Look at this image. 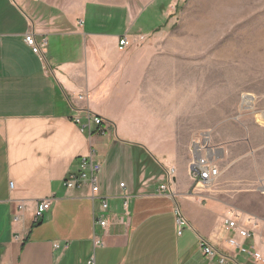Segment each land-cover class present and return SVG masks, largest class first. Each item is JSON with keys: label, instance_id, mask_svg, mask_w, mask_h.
<instances>
[{"label": "crops", "instance_id": "1", "mask_svg": "<svg viewBox=\"0 0 264 264\" xmlns=\"http://www.w3.org/2000/svg\"><path fill=\"white\" fill-rule=\"evenodd\" d=\"M159 5L150 8L153 18L164 8ZM143 13L123 19L101 0H0V264H256L224 240L221 222L231 213L254 232L246 243L264 255L254 231L264 233V153L254 149L255 158L243 162L241 147L261 130L246 116L218 125L216 118L187 120L185 107L201 104L198 93L218 88L210 72H195L202 63L190 60L201 53L185 48V36L177 49L166 41L160 49L164 43L148 39L153 23L146 36L133 31ZM29 32L43 60L25 42ZM124 34L145 38L120 50ZM88 114L103 121L81 131L72 118L86 122ZM263 114L256 117L264 124ZM199 137L216 150L219 175L195 194L189 164ZM91 150L108 203L104 228L93 225L98 203L88 190L63 185ZM161 184L169 195L159 194ZM46 199L49 210L34 222L37 204ZM254 201L256 209L248 205ZM177 209L188 222L181 235ZM252 213L260 223L246 220ZM199 237L228 259L205 256Z\"/></svg>", "mask_w": 264, "mask_h": 264}, {"label": "rangeland", "instance_id": "2", "mask_svg": "<svg viewBox=\"0 0 264 264\" xmlns=\"http://www.w3.org/2000/svg\"><path fill=\"white\" fill-rule=\"evenodd\" d=\"M101 1L106 3L107 11L117 10L123 19L125 14L131 11L134 18L144 12L139 20V28L135 27L133 31H141L145 35L144 29L153 23L151 36L148 37L151 42L160 44L166 41L170 49H177L178 37L185 36V48L201 53L198 59H189L202 63L193 69L197 73L210 72L213 77L212 85L218 88L198 93L200 100L197 98L201 104L185 107L187 120H200L205 124L207 120L216 118L218 125L226 119L237 121L246 116L248 125L258 128L261 132L252 139L247 137L242 142L241 147L247 151L243 162L249 163L255 158L254 149L258 150V155L264 153V124L256 117L257 112L264 110V0ZM158 3L159 7L164 5V8L153 18L156 14L151 16L150 8ZM165 43L159 48L162 49L163 46L164 49ZM185 52L187 62L189 60H186V57L191 54L189 51ZM215 52L217 57L214 56ZM175 53L176 59L183 58V54ZM194 55L196 54L192 56ZM189 93L192 92H187ZM246 94L255 98L249 108H243L241 104L242 96ZM210 103L216 105L209 107ZM193 110H196V113ZM198 110L200 112H197ZM214 127L213 129H216ZM248 205L256 209L258 204L254 201ZM252 215L248 220L260 223L255 214ZM254 231L259 235L257 236L260 243L264 244V233L260 234L257 228Z\"/></svg>", "mask_w": 264, "mask_h": 264}, {"label": "built area", "instance_id": "3", "mask_svg": "<svg viewBox=\"0 0 264 264\" xmlns=\"http://www.w3.org/2000/svg\"><path fill=\"white\" fill-rule=\"evenodd\" d=\"M144 35H137L131 37L128 34H124L118 39V48L120 50L126 49L127 47L136 46L144 40ZM24 40L27 45L32 48V51L37 54L42 60L44 59V54L41 49V44H39L32 33L25 34ZM248 96L246 94L242 96V107L249 108L253 104L255 98L251 96L252 102L248 101ZM79 99L83 98V95L78 96ZM73 121L79 126L80 130L88 129L90 131V124L94 123L100 125L103 121L100 116L87 115L86 122H82L79 115L73 116ZM193 148V158L189 164V173L193 181V190L195 194H199L202 190L209 188L216 180L219 175V168L216 163L217 152L214 148L207 146L206 138L199 137L192 142ZM101 169V163L95 158L94 151L91 150L89 155L79 158L77 162L76 169L69 171L65 178L63 179V185L70 189H87L88 198L95 204L98 203V208H93L92 218L93 225L104 228L108 225V219L106 218V212L108 210V203L106 197L100 194V188L98 183V175ZM175 168L171 167L166 170L168 183L172 182L174 178ZM123 186V184H120ZM12 186V182H10ZM169 186L167 184H161L159 186V194L169 195L167 193ZM170 192V191H169ZM124 208L127 207V201H124ZM51 206L50 200L40 201L35 210L34 222H37L43 214L49 210ZM176 233L181 235L183 230L188 226V222L185 217L176 211ZM17 219V218H15ZM248 221V219H246ZM221 233L225 234L226 244L236 250L239 254L249 256L256 264H264V255L260 250H257L254 245L247 244L246 241L253 238L254 232L246 226L244 219L240 217L239 214L231 213L225 216L221 222ZM238 234L243 241L240 242L236 239L234 235ZM99 243V242H98ZM199 247L205 256L218 255L220 262H224L228 259V256L217 249L208 239L204 237H199L198 240ZM58 243L53 244V248H59ZM89 264H92L89 262Z\"/></svg>", "mask_w": 264, "mask_h": 264}, {"label": "bare ground", "instance_id": "4", "mask_svg": "<svg viewBox=\"0 0 264 264\" xmlns=\"http://www.w3.org/2000/svg\"><path fill=\"white\" fill-rule=\"evenodd\" d=\"M247 98H248V101H247L248 103H249V102H252L251 96H248ZM248 105L251 106V104H248ZM263 115H264V114H263ZM260 116H261V115H260Z\"/></svg>", "mask_w": 264, "mask_h": 264}]
</instances>
